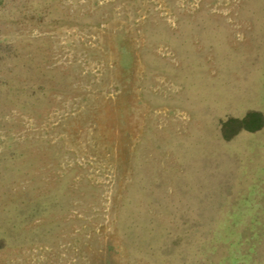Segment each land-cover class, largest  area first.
<instances>
[{
	"label": "rangeland",
	"instance_id": "obj_1",
	"mask_svg": "<svg viewBox=\"0 0 264 264\" xmlns=\"http://www.w3.org/2000/svg\"><path fill=\"white\" fill-rule=\"evenodd\" d=\"M0 264H264V0H0Z\"/></svg>",
	"mask_w": 264,
	"mask_h": 264
},
{
	"label": "trees",
	"instance_id": "obj_2",
	"mask_svg": "<svg viewBox=\"0 0 264 264\" xmlns=\"http://www.w3.org/2000/svg\"><path fill=\"white\" fill-rule=\"evenodd\" d=\"M256 116L261 117L260 114H258V115L256 114ZM253 121H254V115H252V113L245 115V117H243L241 120H239V126L237 127V130H239L240 128L253 129V127L249 123V122H253Z\"/></svg>",
	"mask_w": 264,
	"mask_h": 264
}]
</instances>
